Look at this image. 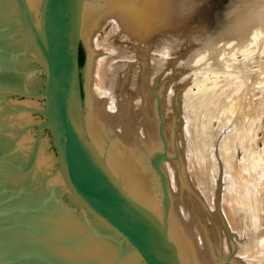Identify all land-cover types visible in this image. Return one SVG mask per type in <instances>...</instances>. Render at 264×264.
<instances>
[{
  "label": "water",
  "instance_id": "water-1",
  "mask_svg": "<svg viewBox=\"0 0 264 264\" xmlns=\"http://www.w3.org/2000/svg\"><path fill=\"white\" fill-rule=\"evenodd\" d=\"M263 33L264 0H0V264H244L177 77Z\"/></svg>",
  "mask_w": 264,
  "mask_h": 264
},
{
  "label": "rangeland",
  "instance_id": "rangeland-1",
  "mask_svg": "<svg viewBox=\"0 0 264 264\" xmlns=\"http://www.w3.org/2000/svg\"><path fill=\"white\" fill-rule=\"evenodd\" d=\"M190 75L202 78L181 93L185 119L189 122L194 105L202 115L205 111L204 118L210 117L204 135L209 175L219 177L231 168L249 190L236 257L244 264L264 263V33L243 42L217 43L190 59L177 81ZM211 94L212 105L203 104L202 98Z\"/></svg>",
  "mask_w": 264,
  "mask_h": 264
},
{
  "label": "bare ground",
  "instance_id": "bare-ground-1",
  "mask_svg": "<svg viewBox=\"0 0 264 264\" xmlns=\"http://www.w3.org/2000/svg\"><path fill=\"white\" fill-rule=\"evenodd\" d=\"M210 99H212V94H211V96H205V97H203L202 98V103L204 104L205 103V105H207V106H209V103L211 104L212 102L211 101H214L215 100V97L213 98L214 100H210ZM215 103V102H214ZM187 104V103H186ZM212 105V104H211ZM216 105V104H215ZM187 107V106H186ZM206 109V108H205ZM203 113L205 114V111H203ZM206 113H208V111L206 112ZM203 114V115H204ZM205 117H207L206 115H205ZM210 117L208 116L207 117V119L206 118H204L206 121L209 119ZM188 120V119H187ZM210 122V120H208V123ZM207 125V124H206ZM247 138V137H246ZM226 140V139H225ZM228 140V139H227ZM225 142V141H224ZM250 142V141H249ZM227 143V142H226ZM229 143V142H228ZM246 144H247V142H246ZM246 147H247V145H246ZM205 152V151H204ZM226 154V153H225ZM249 154V153H248ZM251 154V153H250ZM247 155V154H246ZM263 156V155H262ZM251 158H252V156H251ZM250 158V159H251ZM250 159H248V160H250ZM252 163V162H251ZM250 163V164H251ZM231 164V163H230ZM229 166V165H228ZM250 167V166H249ZM255 167V166H254ZM252 168V167H251ZM231 169V168H230ZM249 169V168H248ZM250 170V169H249ZM251 172V171H250ZM234 173V172H233ZM238 177V176H237ZM264 177V176H263ZM254 178V177H253ZM245 183V182H244ZM248 184V183H247ZM260 186H262L261 184H260ZM255 189V188H254ZM254 193V192H253ZM259 193V192H258ZM257 193V194H258ZM252 197V196H251ZM259 201V200H258ZM263 201V200H262ZM249 203V202H248ZM264 206V205H263ZM249 207V206H248ZM259 213V212H258ZM263 216V215H262ZM248 218V217H247ZM259 218V217H258ZM261 218V217H260ZM251 220V219H250ZM250 222V221H249ZM253 224V223H252ZM256 225V224H255ZM255 229V228H254ZM262 231V230H261ZM257 235H258V231H257ZM263 238V235H262V237H261V239ZM258 244V243H257ZM263 244V243H262ZM255 247V246H254ZM255 249H256V247H255ZM254 250V249H253ZM252 250V251H253ZM259 253V252H258ZM256 256V255H255ZM258 261V260H257Z\"/></svg>",
  "mask_w": 264,
  "mask_h": 264
},
{
  "label": "trees",
  "instance_id": "trees-1",
  "mask_svg": "<svg viewBox=\"0 0 264 264\" xmlns=\"http://www.w3.org/2000/svg\"><path fill=\"white\" fill-rule=\"evenodd\" d=\"M82 63V54H81V50L79 51V64L81 65Z\"/></svg>",
  "mask_w": 264,
  "mask_h": 264
},
{
  "label": "flooded vegetation",
  "instance_id": "flooded-vegetation-1",
  "mask_svg": "<svg viewBox=\"0 0 264 264\" xmlns=\"http://www.w3.org/2000/svg\"><path fill=\"white\" fill-rule=\"evenodd\" d=\"M45 134V133H44Z\"/></svg>",
  "mask_w": 264,
  "mask_h": 264
}]
</instances>
